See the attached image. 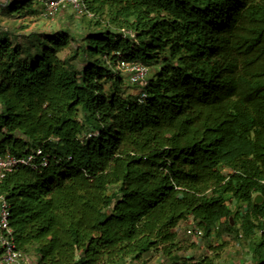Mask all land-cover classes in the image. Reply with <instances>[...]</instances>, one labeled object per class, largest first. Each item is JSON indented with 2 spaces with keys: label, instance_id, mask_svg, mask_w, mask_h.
I'll return each instance as SVG.
<instances>
[{
  "label": "trees",
  "instance_id": "16d2710c",
  "mask_svg": "<svg viewBox=\"0 0 264 264\" xmlns=\"http://www.w3.org/2000/svg\"><path fill=\"white\" fill-rule=\"evenodd\" d=\"M83 5L80 30L0 28V155L41 152L0 184L17 250L35 264H213L178 255L179 226L209 238L243 217L236 240L264 264V0ZM120 62L149 69L142 102Z\"/></svg>",
  "mask_w": 264,
  "mask_h": 264
},
{
  "label": "rangeland",
  "instance_id": "374dc122",
  "mask_svg": "<svg viewBox=\"0 0 264 264\" xmlns=\"http://www.w3.org/2000/svg\"><path fill=\"white\" fill-rule=\"evenodd\" d=\"M39 1V0H38ZM6 0H0V4H4ZM37 13L34 15H24L22 17H10L5 13L0 12V28L4 32H9L13 36H26L30 34L48 33L52 30H60L63 26L69 30H80L84 23L89 18H84L77 15L69 6L61 8L57 17L53 20H45L40 14L41 5H34ZM230 209L234 213L239 211L240 215H244V205H231ZM242 218L236 219L235 229L228 233L224 229L217 231L216 227L212 228V234L208 238L201 229V238H189L185 236V232L191 228L188 223H182L179 226L178 241L182 249L178 255L183 258H189L194 261H199L204 257L212 259L213 264H251L248 257V246L236 239L240 233ZM224 222V220H221ZM148 254L142 260L147 263L152 261L153 257ZM149 258V260H148ZM156 263V260H153ZM162 261H157V264ZM164 264V263H162Z\"/></svg>",
  "mask_w": 264,
  "mask_h": 264
},
{
  "label": "built area",
  "instance_id": "2783aa9c",
  "mask_svg": "<svg viewBox=\"0 0 264 264\" xmlns=\"http://www.w3.org/2000/svg\"><path fill=\"white\" fill-rule=\"evenodd\" d=\"M65 6H69L77 15H81L85 11L83 0H45L41 16L45 20H53L59 10ZM120 67L129 74V84L138 88V101L142 102L146 98L143 88L147 84L149 69L138 64L128 65L125 62H120ZM40 154V150H37L21 157L8 153L0 155V184L6 175L19 167L35 168L34 160ZM42 166H46V161L42 162ZM260 183L264 186V179ZM9 218V205L4 196L0 195V264H21L25 257L16 248ZM187 233L192 239L202 236L198 229L187 231Z\"/></svg>",
  "mask_w": 264,
  "mask_h": 264
},
{
  "label": "crops",
  "instance_id": "0c3cea01",
  "mask_svg": "<svg viewBox=\"0 0 264 264\" xmlns=\"http://www.w3.org/2000/svg\"><path fill=\"white\" fill-rule=\"evenodd\" d=\"M150 257H153V259H152V261H149L148 263H147V261L145 262L144 260H141L140 262H137V263L135 262V263H127V264H157V261H162L159 264L164 263L163 259L159 258L158 256H156L154 254L151 255ZM148 260H149V258H148ZM153 260H156V263ZM21 264H35V263H34V260H32L31 258L25 257L24 260L21 262Z\"/></svg>",
  "mask_w": 264,
  "mask_h": 264
},
{
  "label": "water",
  "instance_id": "95a60500",
  "mask_svg": "<svg viewBox=\"0 0 264 264\" xmlns=\"http://www.w3.org/2000/svg\"><path fill=\"white\" fill-rule=\"evenodd\" d=\"M262 202H263V198L260 195L255 196L252 202V208H254L256 205H260ZM231 224H233L232 220H231Z\"/></svg>",
  "mask_w": 264,
  "mask_h": 264
}]
</instances>
